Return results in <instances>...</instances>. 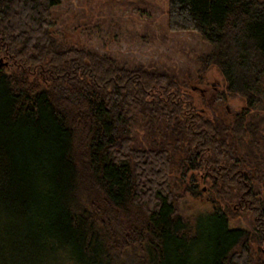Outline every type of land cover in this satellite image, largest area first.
I'll list each match as a JSON object with an SVG mask.
<instances>
[{"label": "trees", "instance_id": "trees-1", "mask_svg": "<svg viewBox=\"0 0 264 264\" xmlns=\"http://www.w3.org/2000/svg\"><path fill=\"white\" fill-rule=\"evenodd\" d=\"M63 1L0 0V264H264V1L167 0L168 30L204 47L199 74L243 102L211 117L188 77L54 35ZM242 211L254 233L232 226Z\"/></svg>", "mask_w": 264, "mask_h": 264}, {"label": "rangeland", "instance_id": "rangeland-1", "mask_svg": "<svg viewBox=\"0 0 264 264\" xmlns=\"http://www.w3.org/2000/svg\"><path fill=\"white\" fill-rule=\"evenodd\" d=\"M54 16V35L69 44L85 47L98 56H107L123 67L142 64L158 72L166 71L179 82L188 77V87L196 86L204 92L208 108L201 102L197 92L189 95L195 108L206 117H211L212 112L222 115L225 111L236 112L243 106L242 100L234 98H227L225 103H221L219 97L223 82L216 70H209L205 75L199 74L192 55L203 51L204 47L189 34L171 33L168 30L167 0H64L54 9ZM181 90L188 93L186 87ZM147 130L143 125L136 131L141 144L139 147L150 142ZM176 164L172 169V188L174 193L182 194L190 181V174L186 180L183 179L184 170ZM193 175L200 180V189L209 192L212 181L203 182V177L207 175L205 171ZM182 203L180 208L183 211ZM194 203L197 204L193 200ZM235 204L230 203L233 211L237 210ZM248 214L242 211L234 216L232 226L254 233L255 225ZM252 248V263L259 260L264 262V245L254 243Z\"/></svg>", "mask_w": 264, "mask_h": 264}]
</instances>
